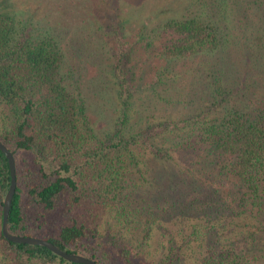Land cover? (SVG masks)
<instances>
[{"label": "trees", "instance_id": "1", "mask_svg": "<svg viewBox=\"0 0 264 264\" xmlns=\"http://www.w3.org/2000/svg\"><path fill=\"white\" fill-rule=\"evenodd\" d=\"M96 1L94 18L102 9L99 1L108 17L104 29L92 20L73 26L68 35V27L32 24L37 17L29 9L21 18L10 0H0V142L13 156L15 174L7 231L45 239L97 264H143L137 249L149 238V224L159 220L156 211L176 206L197 217L177 248L195 242L197 264H264V0H249L252 10L244 4L245 15L235 18L241 23L242 47L225 58L218 52L233 37L221 35L215 22L229 10L233 15L230 0H188L181 9L164 6L177 0H157L147 13L158 19L150 28L154 38L143 44L139 34L126 38L120 0ZM143 5V0L135 3L136 20L145 12H139ZM80 45L95 66L76 76L79 69L67 63V56L83 66L84 56L75 54ZM141 47L144 52L151 47L142 61L145 68L153 57L186 67L183 96L166 102L183 105L182 115L132 120L139 106L134 94L141 80L132 81ZM100 70L107 71L116 91L115 115L107 118L94 110L89 117L86 111L89 85ZM159 78L142 87L158 85ZM170 80L177 82V76ZM150 162L178 171L155 196L141 192L138 184L147 179ZM9 179L0 151V223ZM171 194L177 202L169 200ZM107 209L143 211L137 245L116 234L102 235L97 220ZM175 255L170 246L156 264H177L180 256ZM0 264L81 263L39 245L8 241L0 231Z\"/></svg>", "mask_w": 264, "mask_h": 264}, {"label": "rangeland", "instance_id": "2", "mask_svg": "<svg viewBox=\"0 0 264 264\" xmlns=\"http://www.w3.org/2000/svg\"><path fill=\"white\" fill-rule=\"evenodd\" d=\"M141 4L142 0H120V7H122V15L121 18L127 19L125 30L126 38L133 40L136 34L141 35L142 37V44L145 41H150L154 37L153 32L150 31L156 21L158 20L155 17L154 13L147 14L149 11L150 5H155L157 0H143V7L139 10V12L145 11L141 14V17H138L137 20L133 18V15H136V10L133 12V8L135 7V3ZM167 0H165L166 2ZM178 3H164V6H169L170 8L176 7V9H181L178 6L188 4V0H177ZM242 1L244 3H242ZM249 0H230L233 4H235V10L233 15L232 12L227 11L224 13L226 16L224 19L218 20V16H214L217 21L215 22L219 27V32L222 35H226L230 39L233 37L235 40L232 41L233 43L227 44V46H223L224 48L220 49L221 57L225 58L227 53H234L236 48V53H238L237 47H242L243 36L240 29L241 23L237 21L235 18L239 15H245L244 4L246 7H249L248 4ZM10 4H13V8L17 10V12H21L19 15L21 18H25V11L29 9L28 12H32L34 15L33 17H37L31 20V23H40L43 22L46 25L51 26L59 24L63 27H68V35H70L69 31H71L73 26H83L86 25L88 22L92 20H96V25H101L102 29L105 22H108L107 14L103 16L104 5L101 1L98 2V7L100 13L98 14V20L94 18L95 12H93V7L96 6V0H10ZM149 6V7H148ZM228 6H226V10H228ZM254 6H250L249 10H252ZM176 11L167 12V14L172 15ZM183 12V11H182ZM181 13V12H179ZM165 14V13H164ZM188 14V12L186 13ZM195 14V13H194ZM164 16V15H163ZM233 16V24L228 25L229 19ZM247 16H251V13L247 14ZM129 19V20H128ZM210 20L212 17L210 16ZM220 21V22H219ZM227 21V24L226 22ZM226 28L222 29L223 26ZM141 27V31H138V28ZM231 28V29H229ZM99 35L102 39H104L103 31L100 30ZM154 45V41L151 42ZM81 50H78L75 54H81V56L85 58L84 65L81 66L80 63L76 62L74 59L70 61L67 56V63L74 64L76 68L79 70L74 71L73 73L77 76L78 71L87 70L90 72L95 65H93L88 58L86 57L83 45L79 46ZM105 48L106 45H105ZM144 49L141 47L140 49H136V53L138 58L135 61L134 65V77L132 83H136L137 79H140L141 88L138 89L136 95V103H139V106H135V113L132 120L141 119L142 117H146L149 114L157 115L162 114L161 116L169 117L172 115L174 117L178 116L179 114L182 115L181 110H186L183 105L180 103L172 102V104L167 105V99L169 101L170 98L175 100L176 98L183 96L185 89L188 87L187 82L185 81V77L187 76V72L185 71L186 67L180 61H174L170 63H166L161 59L150 58L149 61V68H145L142 65V61L148 55V52L151 51V47L146 49L147 51L144 52ZM69 54V52H67ZM171 63H173L171 65ZM252 68V67H249ZM67 70V68H66ZM177 76V82H173L170 80V76L173 75ZM159 83L155 86H148V88L144 89L142 87L144 84H151L156 82L158 77ZM175 78V77H174ZM253 78V77H252ZM250 78V80L252 79ZM109 81H108V80ZM107 81L109 86L107 85ZM112 80L110 79L106 70H100L99 75L95 78L89 85V91H87L86 95V111L90 117L92 110L97 112L101 117L104 115L113 116L115 112H113V108L117 105V98H116V91H113ZM112 87V88H111ZM138 88L139 86H134V88ZM199 86H197L198 88ZM256 87V86H255ZM235 90V89H233ZM179 93V95H178ZM134 98V99H135ZM147 101L150 102V106L147 104ZM170 102V101H169ZM197 104V102L195 103ZM110 107L111 109L108 110L105 107ZM1 107V106H0ZM189 110V109H188ZM181 112V113H180ZM184 113V112H183ZM96 114L93 112V118L95 119ZM99 117V116H98ZM100 118V117H99ZM107 118V116L105 117ZM100 124V123H99ZM146 170L144 171V175L147 176L146 180L139 181V187L141 186L140 190L144 192V194H149L154 196L158 193L157 191L164 187V181L168 179V177L175 179L177 174V169L171 165L169 166H160L157 163L154 164L150 162L145 166ZM179 168V167H178ZM179 170V169H178ZM174 172V173H173ZM153 184L154 192H149L147 187L149 184ZM151 189V188H150ZM160 191V190H159ZM164 195V192H162ZM170 199H175L176 197L174 194H171L169 197ZM163 200V197L161 199ZM177 202V200L175 201ZM176 208V206H174ZM173 211H156L159 220L156 222H151L149 224L151 226L150 235L148 240L146 241L145 245L137 249L140 254V259L143 264H156L167 252L168 247L174 246V251L176 255L180 256L178 261H174L177 264H197V255L198 251L196 250V243L191 242L188 247H183L177 249L178 246L182 245V241H184V236L190 233V229L193 225L196 227L197 225V217L193 214H186L187 212L190 213L192 211H180L179 209H175ZM140 213H132V211H113V210H103L99 213L98 216V230L102 233V235L107 238L112 236V234H116L122 236L124 241L128 244L137 245L142 236V227L144 226V218L145 214L143 211ZM204 219L202 218V220ZM199 226H197L198 228ZM258 233L255 232V236ZM253 236V235H252ZM122 238L120 240H122ZM118 239V238H117ZM182 249V250H181ZM175 255V257H176Z\"/></svg>", "mask_w": 264, "mask_h": 264}, {"label": "water", "instance_id": "3", "mask_svg": "<svg viewBox=\"0 0 264 264\" xmlns=\"http://www.w3.org/2000/svg\"><path fill=\"white\" fill-rule=\"evenodd\" d=\"M0 151L7 160L8 169H9V177H10L7 191L5 192L3 200H2L1 223H0V231H1L2 236L6 240L14 242V243H24V244L39 245V246L45 247L46 249L51 251L53 254L69 262L81 263V264H97L94 260L88 257H85L83 255L63 251L60 248H58L56 245H54L53 243L45 239H41L37 237L13 235L7 231L6 229L7 211H8L9 203H10L11 196L13 194V190L15 186L14 160H13V156L11 152L9 151V149L5 145H3L1 142H0Z\"/></svg>", "mask_w": 264, "mask_h": 264}]
</instances>
